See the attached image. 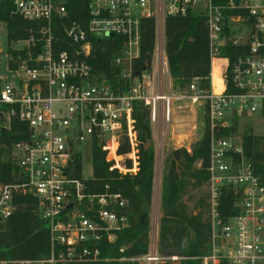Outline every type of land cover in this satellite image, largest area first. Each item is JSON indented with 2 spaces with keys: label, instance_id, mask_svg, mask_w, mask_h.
Segmentation results:
<instances>
[{
  "label": "built area",
  "instance_id": "2783aa9c",
  "mask_svg": "<svg viewBox=\"0 0 264 264\" xmlns=\"http://www.w3.org/2000/svg\"><path fill=\"white\" fill-rule=\"evenodd\" d=\"M69 1L86 3L87 19L66 24ZM13 5V15L36 22L38 29L10 40L0 23V161L14 166L11 180H0V231L16 211L17 197L31 194L37 214L49 225L51 253L41 259H0V264L99 261V243L114 241L127 225L118 212L127 201L120 192L84 194L72 165L91 155L97 143L110 171L136 174L135 103L148 108L154 127H167L172 100L184 98L204 107L210 132L204 183L209 239L201 264H264V182L245 155L243 135L222 133L237 124L249 127L252 115L264 125V0H13ZM188 15L206 20L210 70L205 79L194 77L184 93L170 76L164 26L168 16ZM144 18L156 19L158 37L149 67L135 74ZM57 20L65 26L64 39L55 34ZM95 40L118 43L111 59L117 69L113 81L93 68ZM61 42L67 48L58 49ZM13 121L25 124L29 136L9 147L2 132ZM124 142L130 167L119 153ZM229 194L235 203L226 217L222 207ZM120 260L172 264L184 259L161 256L153 240L148 254Z\"/></svg>",
  "mask_w": 264,
  "mask_h": 264
},
{
  "label": "trees",
  "instance_id": "16d2710c",
  "mask_svg": "<svg viewBox=\"0 0 264 264\" xmlns=\"http://www.w3.org/2000/svg\"><path fill=\"white\" fill-rule=\"evenodd\" d=\"M67 22L85 20L88 17L86 3L69 1ZM13 0H0V23L6 25L9 39L18 40L27 37L38 29L34 21H27L13 15ZM65 26L61 20L54 23V31L59 39L65 38ZM157 23L155 18L141 20L140 55L133 59L134 73H140L149 67L156 45ZM165 52L173 86L186 89L194 77L206 78L210 70L208 34L206 20L202 16L165 18ZM96 51L90 59L95 71H103L110 81L115 77V68L111 63L117 52L115 42L94 41ZM121 46V43L119 44ZM58 49L67 48L65 42L57 44ZM97 68V69H95ZM204 85L208 81L204 80ZM134 118L140 144L139 170L135 175L110 171L106 161V152L95 143L92 146L91 161L93 174L90 179L82 176L83 161L78 157L72 165V177L84 183V194H101L106 191L120 192L127 200L125 207L118 212L127 218V225L116 231L112 242L99 243V261L75 264H137L121 258H130L148 254L151 243V209L153 204V186L155 180L156 155L154 148L144 149V144L152 138L149 110L141 102L134 105ZM237 125L223 131L229 135L235 132ZM2 141L9 147L26 140L29 131L25 124L13 121L11 129L2 132ZM246 157L252 162L255 172L264 182V135H256L249 130L243 135ZM210 132L205 125L202 138L195 144L192 152L185 148L173 151L167 161L161 191L162 215L158 223L157 251L161 256L180 255L187 257V264H201L200 257L206 252L209 239V225L201 213L189 212L183 197L189 188L202 186L208 179ZM128 151L124 142L119 153ZM202 165L196 167V162ZM130 164V163H129ZM14 169L11 161H0V180L8 182ZM204 207V198H200ZM235 198L229 194L223 203L222 213L227 217ZM37 200L31 194L17 197V209L0 231V259H41L51 253L49 225L36 211ZM86 212L84 206L81 207ZM233 213V212H232ZM123 249V252H121ZM159 264H170L163 262Z\"/></svg>",
  "mask_w": 264,
  "mask_h": 264
},
{
  "label": "rangeland",
  "instance_id": "374dc122",
  "mask_svg": "<svg viewBox=\"0 0 264 264\" xmlns=\"http://www.w3.org/2000/svg\"><path fill=\"white\" fill-rule=\"evenodd\" d=\"M158 34V31H157ZM158 37V35H157ZM186 93V89L183 91ZM178 95L177 93L175 94ZM145 106V105H144ZM172 116L171 122L166 127L163 125H157L154 127L150 121L152 128V138L150 140V147L152 146L155 151V180L153 186V204L151 209V243L154 240L157 244V235H158V223L162 215L161 211V191H162V181L164 173L166 172L167 161L171 157L174 150L179 148H185L188 152H192L193 147L203 136L205 131V125L208 128L206 123L204 107L200 104H192L189 100L173 99L171 102ZM150 120V119H149ZM249 127L244 126L245 123L238 125L237 129L233 133L235 136L247 135L249 130L253 131L256 135H264V125L260 122L259 117L252 115L249 119L246 120ZM135 128L136 127L135 120ZM147 140V141H148ZM145 142L144 146L146 145ZM160 144L162 150L159 153ZM149 147V148H150ZM129 151L121 153L124 157V166L130 167L131 160L128 156ZM130 163V164H129ZM201 161L196 162V167H200L202 164ZM139 170V165H138ZM137 170V171H138ZM93 174L92 161L90 153L84 157L83 161V171L82 176L84 179H90ZM135 175V174H133ZM205 187L204 184L197 188H189L183 197V201L187 204L189 212L194 214L201 213L205 216V209L200 203V198H204ZM127 201V200H126ZM180 256V255H178ZM184 260L187 257L180 256ZM183 261V260H182ZM132 262V261H131ZM178 262V261H177ZM176 263V262H174Z\"/></svg>",
  "mask_w": 264,
  "mask_h": 264
},
{
  "label": "water",
  "instance_id": "95a60500",
  "mask_svg": "<svg viewBox=\"0 0 264 264\" xmlns=\"http://www.w3.org/2000/svg\"><path fill=\"white\" fill-rule=\"evenodd\" d=\"M98 36L101 37L102 33H99ZM112 36H114V35H112ZM149 147H150V140L147 141L146 145L144 146V149L147 150V149H149ZM72 205H73V203H70L68 207L70 208V207H72ZM172 264H187V263L186 262H183V263L176 262V263H172Z\"/></svg>",
  "mask_w": 264,
  "mask_h": 264
},
{
  "label": "bare ground",
  "instance_id": "6f19581e",
  "mask_svg": "<svg viewBox=\"0 0 264 264\" xmlns=\"http://www.w3.org/2000/svg\"><path fill=\"white\" fill-rule=\"evenodd\" d=\"M161 150H162V146H161V144H160V147H159V153L161 152Z\"/></svg>",
  "mask_w": 264,
  "mask_h": 264
}]
</instances>
